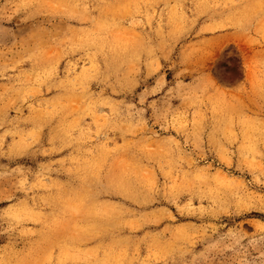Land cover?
I'll return each mask as SVG.
<instances>
[{
	"label": "rangeland",
	"instance_id": "1",
	"mask_svg": "<svg viewBox=\"0 0 264 264\" xmlns=\"http://www.w3.org/2000/svg\"><path fill=\"white\" fill-rule=\"evenodd\" d=\"M0 264H264V0H0Z\"/></svg>",
	"mask_w": 264,
	"mask_h": 264
},
{
	"label": "bare ground",
	"instance_id": "2",
	"mask_svg": "<svg viewBox=\"0 0 264 264\" xmlns=\"http://www.w3.org/2000/svg\"><path fill=\"white\" fill-rule=\"evenodd\" d=\"M71 202V201H70ZM82 255V254H81ZM84 256V255H83Z\"/></svg>",
	"mask_w": 264,
	"mask_h": 264
}]
</instances>
